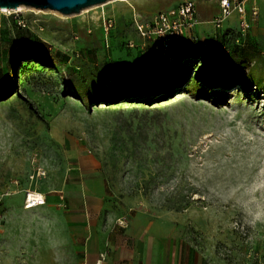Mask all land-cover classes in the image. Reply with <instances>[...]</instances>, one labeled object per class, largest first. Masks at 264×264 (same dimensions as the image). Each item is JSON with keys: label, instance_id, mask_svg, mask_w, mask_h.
<instances>
[{"label": "rangeland", "instance_id": "obj_1", "mask_svg": "<svg viewBox=\"0 0 264 264\" xmlns=\"http://www.w3.org/2000/svg\"><path fill=\"white\" fill-rule=\"evenodd\" d=\"M185 1L0 7V65L21 40L34 48L0 97V264H93L63 220L24 203L45 191L68 214L95 179L119 210L150 216L177 264H264V0H251L260 12L244 31L234 14L214 25L221 0H191L199 22L165 55L138 24ZM208 59L223 63L215 80L232 82L212 84ZM157 64L174 77L167 87L105 99L132 69Z\"/></svg>", "mask_w": 264, "mask_h": 264}, {"label": "crops", "instance_id": "obj_2", "mask_svg": "<svg viewBox=\"0 0 264 264\" xmlns=\"http://www.w3.org/2000/svg\"><path fill=\"white\" fill-rule=\"evenodd\" d=\"M244 3L248 7L246 16L253 27L255 17L251 16V9L253 6L257 8L259 6L253 4L251 0H244ZM262 10V28L264 29V7ZM233 14L239 19L243 16L236 9L229 16ZM229 16L225 19L228 20L225 21L226 24L232 21ZM254 28L250 30L252 33L255 32ZM83 163L86 169L94 165L91 160L83 161ZM95 180L82 182V188L78 193L80 201L70 203L68 214L55 205L47 204L45 191H32V193H43L46 196L44 204L34 207L39 206L45 210V213H50V220L55 223L63 220L69 236L83 239L82 258L93 264H177V259L175 261L168 251L167 235L158 233V227L152 226L150 216L137 212V205L128 204L119 210L110 203L111 200H107L109 195L103 186L104 181H101L100 188L91 187V183ZM119 218H124L125 223L120 224Z\"/></svg>", "mask_w": 264, "mask_h": 264}, {"label": "built area", "instance_id": "obj_3", "mask_svg": "<svg viewBox=\"0 0 264 264\" xmlns=\"http://www.w3.org/2000/svg\"><path fill=\"white\" fill-rule=\"evenodd\" d=\"M236 9L243 16L240 19L242 30H246L250 26V20L246 16V6L244 0H221V10L214 18L215 26L219 27L222 22ZM197 10L195 3L191 0L185 1L178 7L170 8L166 11H161L153 16L147 24H138V29L144 36L152 37L155 46L158 48L164 47L168 49L173 38L177 39L184 34L188 29L192 28L198 21ZM258 14V8L253 6L251 16L254 18ZM29 191L25 198V207L31 208L46 202V196L43 193L32 196ZM36 192V191H33ZM1 199H0V225L1 217ZM120 224L125 223L124 218H119Z\"/></svg>", "mask_w": 264, "mask_h": 264}, {"label": "trees", "instance_id": "obj_4", "mask_svg": "<svg viewBox=\"0 0 264 264\" xmlns=\"http://www.w3.org/2000/svg\"><path fill=\"white\" fill-rule=\"evenodd\" d=\"M216 15H215V17H216ZM198 22H199V20L197 21V23ZM213 23H214V21H213ZM224 24H225V20L222 22V25L219 26L218 28H221ZM214 25H215V23H214ZM181 36L177 39L173 38L171 40L169 47H168L169 48L168 51H165L164 47H161L163 50V54L166 55L169 52H174L175 51L174 50L175 45H172V44L174 41L179 40L181 38ZM20 45H21V48L19 49V51L16 54L12 55L9 58L6 66L4 67V66L0 65V97L5 96L11 89H13V87L16 83V63L18 62V60L24 59V58L25 59L29 58V56H32V54L34 52V48L28 46L26 44L25 40L24 41L21 40ZM153 46H155L154 42H153ZM177 48L178 49L176 52H178V50L180 49V45H178ZM240 50L242 51V49H240ZM37 58H39V60H43L45 62H50L49 58L43 53H38ZM245 63H243V65ZM222 65H223V63L219 62L218 64L215 65V67H213V60H209V59H208V61L204 62V65L202 67L203 72L206 74L209 73L212 76V80H211L212 82L210 81L212 84L227 85V83L232 82V79H229L228 77H224L221 80H215V78H214L215 72H217V73L221 72V74L223 75ZM244 66L245 67H242V68H246V65H244ZM160 68H162L164 70V79L166 81H164L163 79H160V77H159ZM213 79H214V81H213ZM243 79L244 78H241V80H243ZM173 80H174V77H173L172 73L167 70V67H161L158 64L152 68V71H147L145 69L137 71L136 69H132L129 72L128 77L125 78L120 83L117 90L110 95H105V99H109L111 96H113V94H118L119 96H125L128 94L140 95V96H144V95H147V96L150 95L151 96L155 92L160 91L161 89L167 87L168 84L173 82ZM73 84L75 87L77 86L76 83H73Z\"/></svg>", "mask_w": 264, "mask_h": 264}, {"label": "water", "instance_id": "obj_5", "mask_svg": "<svg viewBox=\"0 0 264 264\" xmlns=\"http://www.w3.org/2000/svg\"><path fill=\"white\" fill-rule=\"evenodd\" d=\"M104 1L107 0H0V7L17 8L20 5H28L37 8L57 9L63 13L70 14Z\"/></svg>", "mask_w": 264, "mask_h": 264}, {"label": "bare ground", "instance_id": "obj_6", "mask_svg": "<svg viewBox=\"0 0 264 264\" xmlns=\"http://www.w3.org/2000/svg\"><path fill=\"white\" fill-rule=\"evenodd\" d=\"M23 7H25L24 5H20L19 7H17L16 9H21V8H23ZM36 195H39L38 193H32L31 192V197L32 196H36Z\"/></svg>", "mask_w": 264, "mask_h": 264}]
</instances>
